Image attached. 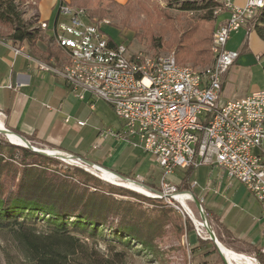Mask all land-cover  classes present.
<instances>
[{
	"label": "built area",
	"instance_id": "1",
	"mask_svg": "<svg viewBox=\"0 0 264 264\" xmlns=\"http://www.w3.org/2000/svg\"><path fill=\"white\" fill-rule=\"evenodd\" d=\"M217 1L216 17L223 12L228 16L218 24L217 36L212 38L216 63L208 75L179 74L170 55H126L127 47L114 43L103 32L107 21H91L85 9L63 4L58 7L51 40L75 59V75L65 74V68L54 61L34 63L38 71L60 78L78 99L89 94L111 106L123 124L116 137L141 148L162 171L158 189H153L158 193L151 196L165 198L193 221L190 208L183 209L179 201L191 202V194L166 178L175 171L216 167L259 202L264 227V161L253 153L264 146V89L237 99L221 97L223 77L239 56L228 50L226 43L234 32L254 30L257 9L263 7L264 0H245L243 6L234 0ZM27 20L30 22L29 17ZM45 29L40 23V30ZM23 50V46L10 47L15 56L24 55ZM90 81H97V88H90ZM69 121L67 117L65 122ZM76 124L82 127L85 122ZM67 163L94 173L79 161ZM196 185L192 182L191 187ZM195 232L202 238L196 225ZM235 257V262L228 264H259L254 256Z\"/></svg>",
	"mask_w": 264,
	"mask_h": 264
},
{
	"label": "crops",
	"instance_id": "2",
	"mask_svg": "<svg viewBox=\"0 0 264 264\" xmlns=\"http://www.w3.org/2000/svg\"><path fill=\"white\" fill-rule=\"evenodd\" d=\"M26 1H34L35 6L33 13L22 14L23 21L32 26L31 30L38 29L40 23L44 24L46 29L41 30L42 34L51 39V30L58 19V7L62 4L69 5V0ZM114 1L124 5L131 0ZM234 3L237 6H243L245 0H234ZM227 16L225 12L219 14L216 17L217 25ZM28 17L30 22L27 20ZM1 27H5V31L10 30L2 24H0V30ZM11 33L10 30L7 37H4L0 32V119L3 125L27 140L28 138L35 140L38 146L78 156L96 166L126 177L123 170L128 167L131 160L140 158L137 156L139 147L116 137L115 133H118L123 126L121 121L119 126L113 129L114 131L102 130L101 122L95 116L96 103L100 99H94L89 94H85L84 99L80 100L70 92L60 78L38 71L34 62L40 59L32 56L29 51L31 47L27 41L11 40L9 38ZM233 37H238L240 40L239 50L234 49L238 41L231 42ZM38 42L39 40L35 42L36 47L39 45ZM15 46H23L24 55L15 56L10 51V47ZM226 48L238 52L239 56L223 77L221 97L225 100L237 99L264 89L251 85L254 75L264 71V41L255 31L247 33L246 30L241 29L232 33ZM57 50L60 49L57 48ZM62 54L64 61L66 56L63 52ZM240 77L244 79L240 80ZM8 86H12L13 89H9ZM108 106L112 110L111 106ZM67 117L70 118L68 123L65 122ZM76 121H83L85 125L80 127ZM102 132L105 134L101 136ZM107 132H111L112 135ZM139 149L143 152L141 148ZM253 153L264 161V146L254 149ZM157 168L158 180H160L162 171L159 167ZM208 168L212 175L207 179L204 187L197 194L193 192L197 185L193 189L191 187L188 192L197 200H201L206 218L223 249L237 256H254L259 262L257 254H261L264 259V227L259 202L242 184L229 180L222 170L216 167ZM185 171H175L167 176V182L181 186ZM138 180L147 182L142 178ZM191 234L192 232L189 236L187 235V240L189 245H192L191 248H195L194 257L198 251L195 260L200 259L199 264H224V261L228 263L223 252L217 251L216 248L211 250L212 252L208 251L209 244L202 249L199 248L196 245L197 236ZM234 262L235 260L232 259L230 263Z\"/></svg>",
	"mask_w": 264,
	"mask_h": 264
},
{
	"label": "trees",
	"instance_id": "3",
	"mask_svg": "<svg viewBox=\"0 0 264 264\" xmlns=\"http://www.w3.org/2000/svg\"><path fill=\"white\" fill-rule=\"evenodd\" d=\"M15 1L0 0V24L10 28L11 40L27 41L32 48L40 40L41 30H30L32 26L23 21ZM171 1L180 4L183 11L207 10L203 19L209 22L213 20L212 11L216 16L215 10L220 5L211 0ZM199 1L203 2L201 6L197 5ZM215 29L190 41L181 37L175 44L176 62L183 66L185 62L193 66L209 64L212 52L207 47ZM254 31L264 41V8ZM59 162L57 158L0 142V231L9 234L14 249L12 253L3 252V264H106L108 259H98L94 249L84 241L94 243L106 230L125 248L151 249V227L156 221L147 220L142 208L116 196L137 200L140 205L153 202L150 198L123 187L104 186L78 168L53 169ZM193 172V169L185 171L180 190H191L189 179ZM206 244L212 242L197 236L199 248ZM191 249L194 252L195 248ZM257 258L264 264L261 254Z\"/></svg>",
	"mask_w": 264,
	"mask_h": 264
},
{
	"label": "rangeland",
	"instance_id": "4",
	"mask_svg": "<svg viewBox=\"0 0 264 264\" xmlns=\"http://www.w3.org/2000/svg\"><path fill=\"white\" fill-rule=\"evenodd\" d=\"M211 1L219 4L217 0ZM202 4L203 2L199 1L197 5L201 6ZM15 5L18 7V10L21 12V14L27 13L28 15L33 13V7L35 6V4H29L26 0L22 2L16 0ZM69 6L73 8L85 9L91 21H107V24L109 25L102 26L103 32L114 43L125 45L127 47L126 55L132 53H145L147 55L153 56H174V53L177 50V46H175V44L179 39H181V37L190 41L191 39L202 35L204 31L208 32L207 34H210L214 28L218 27L216 19L214 18L216 17L214 15V11H212L213 20L211 22L205 21L203 17L207 13V10L202 9L195 11H183L180 8V4L172 2L171 0H131L124 5L118 4L114 0H71ZM4 29L5 27H1L0 32L2 36L7 37V35L10 33V30L7 29V31H5ZM38 29H40V24L38 25ZM39 35L41 37L38 42V46L43 47V49H40L38 46L36 47V43H34V46L29 49L32 56L40 59L39 62L42 63L48 64L50 61H54L57 63L61 62L58 64L59 66L65 65L66 58L63 61V58L61 57L63 51L60 48L59 49L62 52L57 50L55 44L50 41L51 39L42 34V31ZM237 41L238 45L234 49L239 50V38L233 37L231 42L236 43ZM158 44H160L161 47H158ZM211 44L212 39L207 47L209 51ZM210 55V62L206 66H193L190 62H185L182 64L195 70H203L210 66L213 62L212 53ZM256 75L257 74L254 75L251 85L260 86V89L264 88V71L262 70L257 76ZM239 79L243 80L244 78L240 77ZM96 104L97 106L95 116L101 122V129L104 131H114L113 129L117 128L120 124L119 120L116 118L115 114L106 102L103 100H97ZM14 137L21 141V139L17 136L14 135ZM28 141L35 147L46 149L43 146H38V143L33 139ZM0 142L3 145H13L1 135ZM137 151V156L140 159L131 160L130 164L127 165L128 167L123 170V174L126 176L129 175L130 177L134 178L135 181L146 187L158 189V166L155 164L149 154L141 152L139 148ZM52 168H57L58 170L66 168H78L96 178L104 186L109 185L118 188L122 186L120 184L118 185L113 182L110 183L109 181H105L101 178L99 173L94 174L90 171H86L83 167H80V165L73 163H67L60 160L59 164H57V166H53ZM209 170L210 169L207 166H201L197 168L191 176L190 181H195L197 183V187L195 190H193L195 194H197V192L204 187L207 179L212 175V172H209ZM176 175L179 177L178 174ZM141 178L145 179L147 184L143 182V180V183L138 180ZM166 181H168V179H166ZM122 187L137 194L146 196L153 201L147 204L142 203L140 205L137 200L136 202L128 197L116 196V198L119 200L121 199L122 201L129 202L133 205L136 204L142 208V210L145 211L144 214L146 215L147 220L153 219L156 221L154 222L156 224H153L151 227L152 234L151 239L149 240V246H151V249L149 248L148 250H140V246L125 248L123 245L116 243L111 233L106 230L102 234V237L98 238L94 243H90V241L87 239L84 240L88 243L89 247L94 249L95 256L98 257V259H108L106 264L200 263V259L195 260L197 259L196 257L198 256V251L195 253L196 255L194 257V252L191 249L192 245H189L187 235L189 236V234L192 232V234L197 236L195 232V222L198 225L200 231H202L201 240H206L208 236L206 234L205 228L202 225L200 210L196 207V204L193 202V200L191 202H187L186 206L188 210L190 208L192 211L194 215V222L185 213L182 214L172 205H169L165 198H156L151 196L149 193L150 191L143 188L142 186L140 187L144 189V191L131 189L126 185ZM207 221L209 227L212 229L208 219ZM149 224L150 223H147L146 227H148ZM145 230L147 232L149 229ZM207 250L210 252H212L211 250H215L214 244H209L207 246ZM4 251H9L12 253L14 252V249L13 244L9 239V234L0 231V264H3Z\"/></svg>",
	"mask_w": 264,
	"mask_h": 264
},
{
	"label": "bare ground",
	"instance_id": "5",
	"mask_svg": "<svg viewBox=\"0 0 264 264\" xmlns=\"http://www.w3.org/2000/svg\"><path fill=\"white\" fill-rule=\"evenodd\" d=\"M263 8H264V5H263V7H261V9H257V14H256V17H255V24L257 22V18L259 16V14H260V12H261V10ZM217 30H218V27L215 29L212 38H216ZM211 52H212V55H213V63L211 64V66L209 68H207L205 70H202V71L194 70L193 68H191L189 66L179 65L177 62H175V69L178 70L179 74H181V75H190V74H192V75H208V74H210V72H212L213 67H215V63H216V55H215V52H214L213 39H212ZM63 53L66 56V64L63 65V66H59V67L65 68V74H67V75H75V68L73 67V66H75V59L69 58L68 54H66L65 51H63ZM90 88H97V81H90ZM3 128H4V125H3V123L1 122V119H0V129H3ZM7 140L11 144L18 145V146H25V142L22 139H21V141L18 140L16 137H14V135L8 136ZM41 150H43L44 152H47V153H51V154H55L56 153V151H54L53 149H49V148H46V149L41 148ZM96 169L98 170L97 173H99L101 178L104 179V180H107L109 182H113V183H116V184H120L122 186L126 185L127 187H129L131 189L144 191V189H142L140 187L141 185H137V184H134L132 182L125 183V182H122V181H118V179L116 178V176L113 173H111L110 171H108V170H106L104 168L96 167ZM149 193H150V195L154 194V192H151V191ZM179 201H180V206L183 209L188 210L187 206H186V202H184V199L180 198ZM195 225L198 227V225L196 223H195ZM202 225L205 228V225L204 224H202ZM199 226H201V225H199ZM221 252H223L222 254H224L223 256L225 257V259L228 262H231L232 259L236 260L235 255L233 253H231L230 251H227V250L222 248ZM243 263L244 264H251V263H249L247 261L246 262L244 261Z\"/></svg>",
	"mask_w": 264,
	"mask_h": 264
},
{
	"label": "water",
	"instance_id": "6",
	"mask_svg": "<svg viewBox=\"0 0 264 264\" xmlns=\"http://www.w3.org/2000/svg\"><path fill=\"white\" fill-rule=\"evenodd\" d=\"M0 135L3 136V137H5L6 139L10 135H16L17 137L21 138L25 142V146H21L23 148H26V149H28V150H30L32 152H35V153L40 154V155H43V156L57 158V159H59V160H61L63 162L79 161L83 165H85L86 167H88L89 169H91L95 174H97V172H98V170L96 169V167H99V166H96L95 164H93L90 161H87V160H85L83 158H80V157L75 156V155H72V154H67V153L59 152V151L54 150V149L53 150L56 151L55 154H51V153L44 152L43 150H41V148H38V147L33 146L27 139H25L24 137H22L19 134L14 133L13 131H11L8 128H6L5 126H4L3 129H0ZM16 146H18V145H16ZM111 173H113L116 176V178L118 180L122 181V182H132L134 184L143 186L144 188H146L147 190H149L151 192L158 193L157 191H155V190H153V189H151L149 187H146V186L142 185L141 183H139L137 181L130 180L129 178H127L125 176H122V175H119V174L114 173V172H111ZM105 181H107V180H105ZM110 183H112V182H110ZM191 196H192L193 202L196 204V207L200 210V218L202 220V224L205 225V231H206V234L208 236L207 239H209L214 244V246L217 249V251L221 252L222 247H221L219 241L217 240V238H216L213 230L209 227L208 221L206 219V216L204 214V211L202 209V206H201L200 201L197 200V198H195L193 194H191ZM224 264H228V263L224 261Z\"/></svg>",
	"mask_w": 264,
	"mask_h": 264
}]
</instances>
